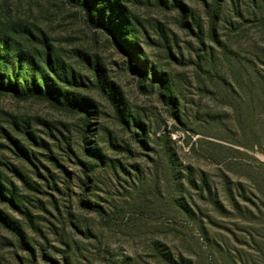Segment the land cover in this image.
<instances>
[{"label": "rangeland", "instance_id": "374dc122", "mask_svg": "<svg viewBox=\"0 0 264 264\" xmlns=\"http://www.w3.org/2000/svg\"><path fill=\"white\" fill-rule=\"evenodd\" d=\"M178 1L93 0L115 38L66 0H0L21 64L86 111L0 92V180L23 204L0 199V264H264L263 96L205 73L235 84L237 53L264 75L256 4Z\"/></svg>", "mask_w": 264, "mask_h": 264}, {"label": "trees", "instance_id": "16d2710c", "mask_svg": "<svg viewBox=\"0 0 264 264\" xmlns=\"http://www.w3.org/2000/svg\"><path fill=\"white\" fill-rule=\"evenodd\" d=\"M66 1L68 4L79 7L81 10L85 12L86 24L88 26L93 27L95 29H102L108 34L110 33V31H108L102 23L99 24L95 22L96 21L95 18H97L96 11L98 9H97V6L95 7L93 0H66ZM159 1H161L163 4H166V5L173 2L174 8L177 7L181 9V6H179V3L181 2L178 0H159ZM199 1H202L210 6L209 7L210 10L214 12L213 18L216 20L221 18L220 16H218L219 8H221L219 6L225 3L227 4L228 2V0H199ZM230 1L233 2L234 0H230ZM250 1L252 3H255L256 4L255 7L257 8V11L255 10L254 14L252 15L253 18L251 19V22L255 23V26L262 28L264 32V0H250ZM125 25H127V27L128 26L130 27V25L127 23H125ZM187 26L191 27V25L188 23H187ZM130 30L131 29H128V31ZM110 34L114 35L113 33H110ZM1 47H3L2 50H1ZM7 47H9L10 52L15 57L11 59L9 62L12 64V67H11L12 71L9 77L0 78V92L12 93L14 94V96L24 101L30 100V99L43 100L44 102H48L54 106H60L64 108L65 111L73 113V114L86 113V111L81 107L65 103L64 100L57 97L56 91L54 93L51 90L47 89L48 85H46L45 83H44L45 85L44 87H46V90H44L41 86H39L36 81L38 77V72L43 75H45V73H43V71L41 70L34 72V70L30 68L26 70V66L21 64V61H20L22 57L18 56L21 52V47L19 43H17L14 40V38L11 37V35H9L5 30L0 29V60L3 58L2 55L4 54V50ZM230 55L231 56L229 55H226V56L227 58L229 57V59H232V61H234V64L232 67L231 65L230 67L227 66V68L231 72V78H233V81L235 80L236 83L234 84L230 82V80L228 81L226 77L224 76V73H221L220 69L219 68L217 69V66L215 65L214 68L208 70L207 72L205 71V73H208L209 75L211 74L210 76H211L212 86L215 89L224 90V92H227L226 94H228V96L231 95V97L235 94V90L242 91V89H244V90H247L252 95L257 94V92L260 90L261 96H263L262 99H263V104H264V75H262V73L260 74L258 73V71L255 69V63H254L252 66V73L255 79L254 82L251 77H247L246 79H244L241 76L242 73L238 76L237 74H239L240 71L244 69L243 64H242L243 62L238 60L237 56H234V55H237V53H232ZM22 71H25L26 76H28L29 78L32 77V79L31 80L23 79L19 81V84H18L17 79H19L20 76H22L21 75ZM30 73L32 74V76H30ZM139 75L142 79L145 80L148 74L141 72L139 73ZM45 77L47 78L46 75ZM13 80H16L17 83H14ZM20 84H24L26 86L20 85ZM261 106L264 107V105H261ZM85 125L87 126V124ZM5 188L6 187L2 185V182L0 180V199L6 200L7 202L15 204L18 209L23 208L22 200L19 198H15L14 193H10ZM79 201L81 202L82 205H85V203H83V198L80 197Z\"/></svg>", "mask_w": 264, "mask_h": 264}]
</instances>
